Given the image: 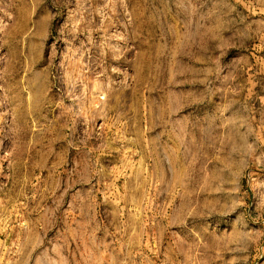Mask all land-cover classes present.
I'll return each instance as SVG.
<instances>
[{
	"label": "rangeland",
	"instance_id": "1",
	"mask_svg": "<svg viewBox=\"0 0 264 264\" xmlns=\"http://www.w3.org/2000/svg\"><path fill=\"white\" fill-rule=\"evenodd\" d=\"M0 264H264V0H0Z\"/></svg>",
	"mask_w": 264,
	"mask_h": 264
}]
</instances>
